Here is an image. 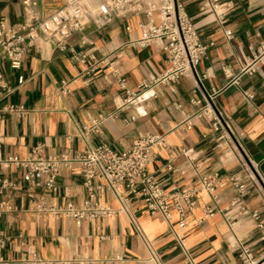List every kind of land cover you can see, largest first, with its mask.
Listing matches in <instances>:
<instances>
[{
    "label": "crops",
    "instance_id": "0c3cea01",
    "mask_svg": "<svg viewBox=\"0 0 264 264\" xmlns=\"http://www.w3.org/2000/svg\"><path fill=\"white\" fill-rule=\"evenodd\" d=\"M44 13L61 7L64 0H33ZM217 10L203 9L204 0H185L194 27L203 42L213 41L207 58L196 68L201 91L195 88L194 78L184 76L171 86L156 85L140 91L133 103H124L114 70L123 74L128 86L137 90L142 79H151L166 67L164 53L154 45L143 49L127 43L140 35L137 23L142 16L131 15L115 19L98 29L88 28L86 36L92 42L97 57L107 55L113 65L99 64L89 75L81 72L68 52L57 50L53 44L38 40L28 47L21 68L11 69L0 61L6 84L13 88L0 99L22 104L23 116L14 112H0V157L25 156L32 147L43 144V152H65L72 155L87 145L107 143L114 150H122L146 132L165 135L166 147H155L147 166L164 189L173 184L191 187L196 184V172L186 164L183 156L173 166L183 170L168 171L164 165L181 148H189L196 156L198 172L218 175L217 210L206 215L204 207L213 204L205 191L197 194L198 204L188 214L184 230L186 245L196 264H243L239 258V244L249 246L253 256H264V65L252 75H240L238 84L229 82L221 66L228 65L236 76L255 48L264 39V0H219ZM0 18L9 23L23 20L21 0H0ZM143 19L144 16H143ZM224 19L225 22L219 21ZM229 29L232 38L223 34ZM80 36L71 38L78 45ZM24 82L18 86V76ZM61 81L68 83L69 92L60 91ZM217 89L215 105L225 115L232 144L218 137L205 119L196 121L190 129H177L192 108L188 99H202V93ZM243 91L251 92L247 101ZM182 108H175L174 102ZM100 122L99 132L79 135L83 125ZM220 144L217 146V144ZM22 169L0 168V178L8 177L17 183L2 195L14 210L0 217V230L11 236L3 250L9 259H17L35 252L44 258L84 256L98 260L115 257L109 264H154L148 250L135 233L124 212L76 223L69 218L55 219L50 215L37 216L27 192H43L21 179ZM233 179L245 185V195L235 206ZM95 183L101 184L98 180ZM58 190L45 194L49 205L73 202L80 204L86 196L82 176L77 166L61 169L57 177ZM100 203L112 208L119 206L115 195L103 184L97 192ZM130 205L137 208V218L146 236L159 254L162 264H183V256L175 248L174 236L159 216L150 215L136 199ZM245 206L248 216L237 215ZM256 212L258 218L250 216ZM172 217L176 222L177 215ZM260 223V226H257ZM99 264V263H98ZM101 264V263H100Z\"/></svg>",
    "mask_w": 264,
    "mask_h": 264
},
{
    "label": "built area",
    "instance_id": "2783aa9c",
    "mask_svg": "<svg viewBox=\"0 0 264 264\" xmlns=\"http://www.w3.org/2000/svg\"><path fill=\"white\" fill-rule=\"evenodd\" d=\"M23 4V20L9 23L5 18H0V61H4L13 70L21 68L23 57L28 47L33 46L38 40L50 42L62 52H68L75 64L82 66L81 72L85 75L92 74L99 64L112 66L114 61L107 55L97 57L94 53L92 42L86 36L88 28L98 29L115 19H126L131 15H140L137 23L140 35L130 40L127 45L143 49L154 45L165 56L166 67L151 79H142L137 84V90H132L123 74L114 70V76L120 90L124 93V103H133L140 91L150 90L156 85L171 86L179 78L189 76L194 78L195 88L201 91V80L196 68L199 62L208 56L213 41L203 42L199 32L194 27L191 16L187 10L185 0H64L61 7L44 13L33 0H21ZM203 9L217 10L219 0H204ZM143 16L145 19H143ZM225 22L224 19L219 21ZM226 40L232 38L229 29L223 31ZM80 36L78 45L71 43L73 36ZM250 48V55L241 66L238 75H234L228 65H222L223 75L229 82L238 84L240 75H252L261 65H264V39L258 45ZM24 82L22 75L18 76V86ZM13 88H10L0 70V99L6 97ZM60 91L69 92L68 83L61 81ZM219 91L202 93V99L190 98L188 104L191 113L175 128L190 129L193 124L205 119L215 131L220 130L219 139H225L229 145L232 139L229 135L225 115L215 105L216 94ZM247 101H251L253 94L243 91ZM175 108H182V103H173ZM0 112H14L19 117L23 116L26 108L22 104L6 102L0 106ZM100 122L94 120L89 127L83 125L79 135L85 138L87 132H99ZM220 144L218 143L217 146ZM165 135L161 133L146 132L135 138L128 147L114 150L107 143L87 145L83 150L68 155L65 152H43V144H37L25 156L8 155L0 157V168L22 169L21 179L30 184L32 188H41L43 192L33 189L27 192V197L32 203L33 211L37 216L50 215L55 219L69 218L76 223L93 221L112 216L117 212L127 214L135 233L142 239L147 250L148 259L154 264H162L151 240L146 236L137 218V208L130 205V200L136 199L144 205L147 212L153 216L161 217L174 236L175 248L183 256V264H196L190 248L186 245L184 230L187 217L197 206V194L205 191L213 204L204 207L206 215H211L217 210L218 195L216 188L218 175L203 174L198 172L196 156L189 148H181L177 156L170 157L164 168L168 171L183 170L173 166V161L178 156H183L185 162L196 174V184L191 187H179L173 184L169 190L163 188L160 180L148 172L147 166L152 158L155 147H166ZM77 166L82 176V184L86 196L80 204L65 202L63 204L49 205L46 203L45 194H55L58 190L57 177L61 169H70ZM110 190L119 206L112 208L100 203L97 192L101 184ZM235 197L231 205L240 203L245 195V185L233 179ZM17 183L8 177L0 178V217L15 209L2 195L7 189L15 188ZM177 215L176 222L172 212ZM240 216H248L245 206H240L236 212ZM250 216L257 219L254 211ZM257 226H260L258 223ZM11 236L0 230V264H109L115 257L102 260L72 256L69 258H44L35 252L28 256L22 255L17 259H9L3 255ZM239 258L243 264H264V256L256 259L249 246L239 244Z\"/></svg>",
    "mask_w": 264,
    "mask_h": 264
}]
</instances>
